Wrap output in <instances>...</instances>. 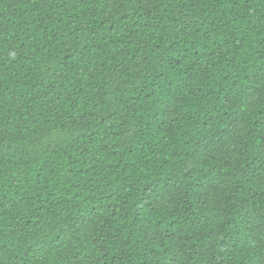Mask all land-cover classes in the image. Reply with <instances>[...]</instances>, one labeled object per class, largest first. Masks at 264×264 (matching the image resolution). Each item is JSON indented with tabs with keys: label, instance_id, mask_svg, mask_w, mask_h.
<instances>
[{
	"label": "trees",
	"instance_id": "obj_1",
	"mask_svg": "<svg viewBox=\"0 0 264 264\" xmlns=\"http://www.w3.org/2000/svg\"><path fill=\"white\" fill-rule=\"evenodd\" d=\"M0 264H264V0H0Z\"/></svg>",
	"mask_w": 264,
	"mask_h": 264
}]
</instances>
